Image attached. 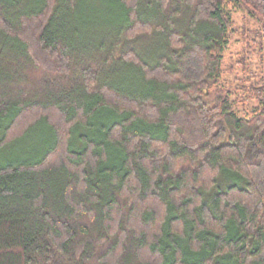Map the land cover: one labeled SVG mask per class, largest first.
<instances>
[{"label": "trees", "instance_id": "obj_1", "mask_svg": "<svg viewBox=\"0 0 264 264\" xmlns=\"http://www.w3.org/2000/svg\"><path fill=\"white\" fill-rule=\"evenodd\" d=\"M84 1L0 0V151L52 135L0 164V264H264V88L212 92L264 2L102 0L92 34Z\"/></svg>", "mask_w": 264, "mask_h": 264}, {"label": "rangeland", "instance_id": "obj_2", "mask_svg": "<svg viewBox=\"0 0 264 264\" xmlns=\"http://www.w3.org/2000/svg\"><path fill=\"white\" fill-rule=\"evenodd\" d=\"M78 18L86 22L85 33H100L109 25L120 22L121 13L109 2L85 0ZM234 28L224 52L223 73L216 86L231 94L240 115L253 111L257 105L256 91L264 80V19L245 6L232 9ZM39 129V128H38ZM52 139L43 126L20 143L0 151V164L10 161H28L37 158Z\"/></svg>", "mask_w": 264, "mask_h": 264}, {"label": "flooded vegetation", "instance_id": "obj_3", "mask_svg": "<svg viewBox=\"0 0 264 264\" xmlns=\"http://www.w3.org/2000/svg\"><path fill=\"white\" fill-rule=\"evenodd\" d=\"M261 88H264V82H263V84L261 85Z\"/></svg>", "mask_w": 264, "mask_h": 264}, {"label": "water", "instance_id": "obj_4", "mask_svg": "<svg viewBox=\"0 0 264 264\" xmlns=\"http://www.w3.org/2000/svg\"><path fill=\"white\" fill-rule=\"evenodd\" d=\"M260 1H263L264 2V0H260Z\"/></svg>", "mask_w": 264, "mask_h": 264}]
</instances>
